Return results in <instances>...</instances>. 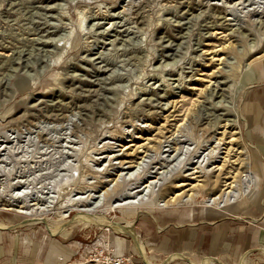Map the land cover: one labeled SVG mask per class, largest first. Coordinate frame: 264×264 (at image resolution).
I'll use <instances>...</instances> for the list:
<instances>
[{"label":"rangeland","instance_id":"rangeland-1","mask_svg":"<svg viewBox=\"0 0 264 264\" xmlns=\"http://www.w3.org/2000/svg\"><path fill=\"white\" fill-rule=\"evenodd\" d=\"M0 223V264H264V0H0Z\"/></svg>","mask_w":264,"mask_h":264},{"label":"bare ground","instance_id":"bare-ground-1","mask_svg":"<svg viewBox=\"0 0 264 264\" xmlns=\"http://www.w3.org/2000/svg\"><path fill=\"white\" fill-rule=\"evenodd\" d=\"M143 160H145V159H143ZM142 162L143 161H140L138 164H137V166H140L141 164H142ZM134 166H136V165H134ZM164 178V177H163ZM167 178V177H166ZM169 178V177H168ZM236 179V178H235ZM235 179L233 180V181H231V182H228L227 184H228V186L227 187H225L223 190H222V192L220 193V195L218 196V197H216L215 198V204H218V205H220L221 204V202L224 200V197H225V195H227L228 194V196L230 197V196H232V192H233V190H234V181H235ZM153 182H155V183H158L159 181L158 180H153V181H151V183L152 184H154ZM162 184V183H161ZM160 184V185H161ZM188 183H185V182H180L178 185H176V186H178V187H181V186H184V185H187ZM226 184V183H225ZM150 185V184H149ZM149 185H147V186H149ZM157 185V184H156ZM141 191H144V190H141ZM183 193H185V191H183V192H181V193H178V195H180V194H183ZM174 199V198H173ZM225 201V200H224ZM223 203V202H222ZM30 219V218H29ZM32 221V220H31ZM5 223V222H4ZM4 223H0V225L1 226H3V227H7V225L6 224H4ZM8 224V223H7ZM10 228V227H9ZM73 233V232H72ZM135 238V237H134ZM176 258H179V257H176ZM181 258V257H180ZM212 259H204V262H203V264H209L210 263V261H211ZM213 261V260H212Z\"/></svg>","mask_w":264,"mask_h":264},{"label":"crops","instance_id":"crops-1","mask_svg":"<svg viewBox=\"0 0 264 264\" xmlns=\"http://www.w3.org/2000/svg\"><path fill=\"white\" fill-rule=\"evenodd\" d=\"M220 235L218 234V236L214 237L212 242H210V244H212V248L218 250L219 248V244H220ZM9 253H6L5 255H8Z\"/></svg>","mask_w":264,"mask_h":264}]
</instances>
